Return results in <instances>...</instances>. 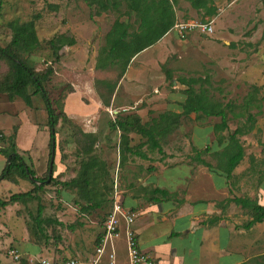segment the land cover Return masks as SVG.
<instances>
[{
  "label": "rangeland",
  "instance_id": "1",
  "mask_svg": "<svg viewBox=\"0 0 264 264\" xmlns=\"http://www.w3.org/2000/svg\"><path fill=\"white\" fill-rule=\"evenodd\" d=\"M180 1L175 0L174 7H177ZM222 6L224 11L212 19L199 16L195 20L178 21H212V33L205 35L198 30L187 33L185 39H189L191 34H196L195 38L189 41L191 45H186L185 39L180 38L178 34L176 36L173 31L172 36L163 37L144 49L139 63L145 70L143 84H147L152 94L159 95L163 89L173 91L175 88H181L183 92L187 85L182 84L181 79H195L192 83L195 90L205 88L213 100L223 104L231 103L232 111L228 113L229 130L246 125L247 131L250 132L247 136H242L240 141L248 147V151L254 149V160L261 162V156L264 155L263 133L256 128L257 121L264 120V0H226ZM124 9V6L120 8L121 11ZM32 18H35L40 45L34 52L22 54V57L26 58L36 71L43 72L52 67L53 73L44 86L55 111L62 118L68 106L70 112L78 116H70L72 119L67 116L70 121L60 118L56 125L55 171H58L57 166L60 168L56 177L51 182L46 180L43 188L36 193V199L5 206L4 215L14 227V237L17 239L22 228L27 232L31 229L33 233L35 224L32 217L36 215L37 205L40 203L45 219H55L62 223L59 225L45 221L46 223L42 224L43 233L32 239H41L42 245L46 247L40 256L48 257L53 254L65 258L69 255L79 262H88L97 253V238L104 232V222L111 209L114 190L120 188V136L117 130L110 128V121L114 120L116 115L125 114V109L118 110L120 103L116 87L121 78L118 77L119 70L115 67L97 69L95 65L100 48L104 44V36L113 21L116 18L127 20L132 25L131 30L137 28V23L133 16L120 15L114 10L98 13L94 5L89 6L83 0H1L0 45L7 46L11 40V30L7 24L9 21L17 19L23 22ZM59 34L73 36L76 42L70 46H62L59 58L56 59L48 40ZM9 77L10 63L0 58V82ZM71 93L74 95L67 100ZM251 93L255 94L261 105V111L257 114L255 106L248 109L241 106ZM34 96L36 106L44 107L42 97L39 94ZM0 100L10 99L6 92L0 91ZM114 109L118 111L114 112ZM152 111L154 114L157 112ZM240 112H243L242 115L237 114ZM248 113L255 114V120L250 124H246ZM219 121L220 117L191 119L184 116L179 127L171 134L161 137L160 143L175 151L171 155L176 156V162H187L189 157L195 155L192 147L196 127L206 129L207 143H215L217 133L213 131L212 125ZM249 125L252 126L251 129ZM83 133L93 136L95 142L90 155L103 161L107 171L102 181L99 177L100 166L93 169L96 181H89V189L94 186L97 193L89 194L85 200L76 188H67L60 184V181L79 175L82 163L90 157L82 150L90 145L87 144L89 139ZM201 143L202 140L199 141V144ZM156 152L151 153L154 158H158L159 153L155 155ZM216 153H205L206 161L213 166L217 164ZM129 171L132 174L135 172L133 165H130ZM15 180L0 182L1 199H7L15 192L26 191L32 187L19 186V177H15ZM205 196L214 197L217 194L207 190ZM92 197L99 201L98 206H87L89 202L86 201ZM5 217L1 214L0 221L4 222ZM124 227L125 222L121 220L120 235L108 239L106 246L125 255L128 249ZM45 239L47 241L44 244ZM263 248L253 253L262 252ZM0 258L9 264H18L9 254H0ZM34 263L39 264L37 260Z\"/></svg>",
  "mask_w": 264,
  "mask_h": 264
},
{
  "label": "crops",
  "instance_id": "2",
  "mask_svg": "<svg viewBox=\"0 0 264 264\" xmlns=\"http://www.w3.org/2000/svg\"><path fill=\"white\" fill-rule=\"evenodd\" d=\"M225 1L197 0L191 3V0H181L177 7L173 4L175 23L181 19L195 20L199 16L212 19L224 11L222 5ZM209 7H213L214 11ZM173 31L176 32L172 27L163 37L172 36ZM175 35L177 36V32ZM195 36L196 34H191L189 39L185 37L186 45H191L189 41ZM143 51L131 59L118 81V110L125 109V113H135L141 117L142 122L149 121L160 112H181V103L186 98L181 88L173 91L163 89L159 95H155L147 84H143L145 70L139 65ZM73 95L74 93L69 94L67 100ZM34 97L32 96V106L26 105L20 98L0 100V132L6 137L15 132L18 153L35 176L42 177L48 170L50 132L46 110L43 106H36ZM67 108V116H78L73 115L68 106ZM152 110L157 111L156 114ZM189 118H195V114H189ZM263 122L264 120L257 121L256 128L263 133L262 141ZM234 129L217 131V138L218 135L227 136ZM249 132L250 130L240 135L239 140ZM206 138V129L197 126L192 147L195 155L183 163L176 162V156L171 155L175 151L164 146L163 152L154 150L157 151L155 155L159 153L158 158L151 155L154 151H146L145 146L142 151L147 158L126 154L128 159L119 167L121 184L118 199L126 209L136 213L133 229L138 247L150 257L153 264H264V248L262 252L253 253L264 247V220L246 227L251 219L249 210L231 201L235 196L248 197L264 206V155L261 156V162L254 160V149L248 151V147L241 143L244 156L228 177L216 165L208 168L198 160L201 158L206 161L207 145L210 147L208 153L220 152L226 145L227 138L216 144L207 143ZM129 139L130 145H136L141 141V135L131 132ZM201 140L202 143L199 144ZM2 145L0 143V147ZM196 155H199L197 159ZM7 161L5 155L0 153V173ZM130 165H133V174L129 171ZM57 169L56 173L60 171L59 166ZM2 181L13 182L7 179L0 180ZM18 185L31 186L30 182L22 178ZM154 188L167 190L172 194L171 198L152 201L150 190ZM207 190L213 191L217 196L206 197ZM0 210V215L5 217L6 210ZM5 219L4 222L0 221V254L7 256L8 249L16 250L20 255L18 264H35L36 260L39 263V259L47 257L40 256L46 247L32 242L26 229L22 228L16 239L14 227L6 217ZM48 257L59 258L53 254ZM96 258L97 264H129L127 254L119 253L106 245L100 256L96 253L90 259ZM0 264L9 263L0 258Z\"/></svg>",
  "mask_w": 264,
  "mask_h": 264
},
{
  "label": "trees",
  "instance_id": "3",
  "mask_svg": "<svg viewBox=\"0 0 264 264\" xmlns=\"http://www.w3.org/2000/svg\"><path fill=\"white\" fill-rule=\"evenodd\" d=\"M83 1H85V3L89 6L94 5L98 13L114 10L119 12L120 15H127L128 17L133 16L135 18L137 28L134 30H131L132 25L127 20L116 18L113 21L110 29L104 36V44L101 46L97 57L95 65L97 69L115 67L119 70L118 77H121L124 74L131 59L136 54L155 44L174 26L176 21L173 9L175 0ZM194 1L197 0H191V3H194ZM122 6L125 8L123 11L120 10ZM209 9L214 11L213 7H209ZM7 24L11 30V40L7 46L3 47L0 45V58H4L10 63V77L0 82V91L6 92L10 100H13L14 98L22 99L28 106H32V96L39 94L42 97L44 101V108L48 117L47 126L50 132L49 161L52 157L53 164L50 172L48 168L45 175L42 177L35 176L34 171L26 164L17 151L15 132L7 137L0 132V143H3L0 147V153L5 155L8 160L3 171L0 173V180L7 179L14 182L15 177H19L30 182L32 186L26 191H19L11 194L7 199L0 198V208H4L8 204L18 201L36 199V193L43 188L46 184V180L51 182L52 179L56 177L58 172L56 173L55 171V149L57 148L56 144H52V141L54 140L56 142V125L61 118V116L55 111L44 86L45 82L53 73L52 67H48L43 72H39L36 71L32 65H30L26 58L22 57V54H30L34 52L40 45V40L35 27V18L23 22L13 19ZM75 42V38L67 34H59L48 40V44L52 48L56 59L59 58V50L62 46H70L75 44ZM101 82L103 83V81ZM180 82L187 85V87L183 90L186 98L181 103V112H160L146 122H142L141 117L135 113H122L119 116L116 115L115 119L110 121V128L119 131L120 139L118 142V152L121 165L125 159H128L127 156L129 154L147 158V155L144 151H142L144 146L148 151L157 150L159 152H163L160 138L174 132V130L179 127L181 118L189 116L191 113H194L197 119L211 116L220 117V121L212 125L213 131L215 133H217V131H229L228 113L232 111L230 108L232 106L231 103L223 104L220 101L213 100L205 88L195 90L192 87V83L195 82V79L193 78L181 79ZM241 106L243 109L255 106L257 109L256 114L261 111L259 100L253 93L245 98ZM242 113L240 112L237 114L242 115ZM61 119L70 121L65 112ZM254 120L255 114L248 113L246 115V124H250L252 121L254 122ZM247 130L248 128L246 125L237 126L231 133H228L227 136L218 135V138L216 137L215 139V143H217V141L220 143L227 138V143L224 148L220 152L216 153V167H218L228 177L244 156V149L239 140V136L244 134ZM131 132L141 135V141L136 145H130L129 134ZM83 134H85V137L89 139L86 141L87 144L90 145L86 148L83 147L82 150H84L90 157L87 161L82 163L79 175L65 181H60V184L67 188H76L81 197L85 200L89 197V194L97 193V189H95L94 186L93 189H89V181H92L93 179L94 180L92 182L96 181V173L94 174L93 169L100 166L101 175L99 177L102 181L106 177L107 171L105 170V163L103 161L99 160L94 155H90L92 152L91 147L95 142L93 136L87 135L86 133ZM53 148L54 150H52ZM209 150L210 147L207 145L205 152L207 153ZM198 157L199 155H196V159ZM198 160L206 167L212 168V165L207 161L201 158H198ZM90 173L91 177H89ZM29 175L37 180L38 183L31 180ZM150 194L152 201L170 199L172 195L167 190L160 188L150 190ZM231 201L237 205H241L242 208L249 210L251 219L246 223V227H250L253 224L264 220V206L258 204L255 200L249 199L248 197L235 196L231 199ZM86 202H89L87 205L88 207H96L99 205V201L94 197ZM120 203L123 205L121 201ZM87 206L85 208H87ZM42 211L43 206L38 203L36 215L32 217L35 224L33 233L31 232V229H28L31 241L39 245H42L41 239L34 241L32 239H35L36 236L43 233V223L55 222L62 225L60 221H56L55 219H45L42 216ZM103 233L97 238V244L102 242ZM44 236L46 237V235ZM46 241L47 240L45 239L43 243L45 244Z\"/></svg>",
  "mask_w": 264,
  "mask_h": 264
},
{
  "label": "built area",
  "instance_id": "4",
  "mask_svg": "<svg viewBox=\"0 0 264 264\" xmlns=\"http://www.w3.org/2000/svg\"><path fill=\"white\" fill-rule=\"evenodd\" d=\"M180 38H184L188 32L192 30H198L202 34H209L213 32L212 22H199V21H187L176 22L173 26ZM113 112V111H111ZM114 112H117L114 109ZM119 192L116 188L113 193V199L111 203V209L104 222V233L102 242L97 247V256H100L104 249L108 239L112 237H118L121 233L119 230V222L123 220L125 222L124 235L126 238L127 255L129 264H153L150 257L141 252L135 232L133 229L134 219L136 213L132 210H128L122 205L118 199ZM8 254L12 256L14 260H19L20 255L14 249H8ZM98 258L88 262H79L72 257L56 258V257H42L39 259V264H97Z\"/></svg>",
  "mask_w": 264,
  "mask_h": 264
},
{
  "label": "water",
  "instance_id": "5",
  "mask_svg": "<svg viewBox=\"0 0 264 264\" xmlns=\"http://www.w3.org/2000/svg\"><path fill=\"white\" fill-rule=\"evenodd\" d=\"M52 144L54 145L55 144V141L53 140L52 141ZM52 150H54V148L52 149ZM52 164H53V158L51 157V159H50V161H49V172L51 171V169H52ZM29 177H30V179L31 180H33V181H35V182H37L38 183V181L37 180H35L33 177H31L30 175H29Z\"/></svg>",
  "mask_w": 264,
  "mask_h": 264
}]
</instances>
